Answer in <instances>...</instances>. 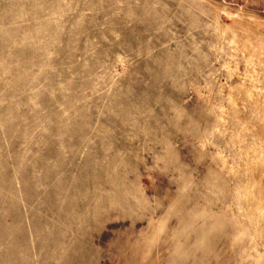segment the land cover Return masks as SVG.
I'll list each match as a JSON object with an SVG mask.
<instances>
[{
  "label": "rangeland",
  "instance_id": "obj_1",
  "mask_svg": "<svg viewBox=\"0 0 264 264\" xmlns=\"http://www.w3.org/2000/svg\"><path fill=\"white\" fill-rule=\"evenodd\" d=\"M0 264H264V0H0Z\"/></svg>",
  "mask_w": 264,
  "mask_h": 264
}]
</instances>
